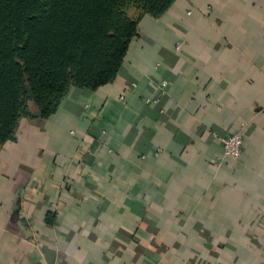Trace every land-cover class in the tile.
<instances>
[{"label": "crops", "instance_id": "obj_1", "mask_svg": "<svg viewBox=\"0 0 264 264\" xmlns=\"http://www.w3.org/2000/svg\"><path fill=\"white\" fill-rule=\"evenodd\" d=\"M0 264H264V0H176L112 83L23 119Z\"/></svg>", "mask_w": 264, "mask_h": 264}, {"label": "trees", "instance_id": "obj_2", "mask_svg": "<svg viewBox=\"0 0 264 264\" xmlns=\"http://www.w3.org/2000/svg\"><path fill=\"white\" fill-rule=\"evenodd\" d=\"M176 0H0V149L23 119L46 120L71 88L118 76L144 17Z\"/></svg>", "mask_w": 264, "mask_h": 264}, {"label": "built area", "instance_id": "obj_3", "mask_svg": "<svg viewBox=\"0 0 264 264\" xmlns=\"http://www.w3.org/2000/svg\"><path fill=\"white\" fill-rule=\"evenodd\" d=\"M213 136L221 142L226 158L236 160L241 156L244 145L242 133H236L227 137H221L216 134H213Z\"/></svg>", "mask_w": 264, "mask_h": 264}]
</instances>
